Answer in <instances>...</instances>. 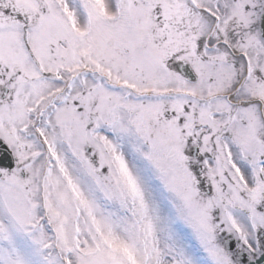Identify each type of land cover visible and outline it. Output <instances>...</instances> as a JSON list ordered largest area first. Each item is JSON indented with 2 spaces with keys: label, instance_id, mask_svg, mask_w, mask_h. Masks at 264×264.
<instances>
[{
  "label": "snow or ice",
  "instance_id": "6c2138e0",
  "mask_svg": "<svg viewBox=\"0 0 264 264\" xmlns=\"http://www.w3.org/2000/svg\"><path fill=\"white\" fill-rule=\"evenodd\" d=\"M0 264H264V0H0Z\"/></svg>",
  "mask_w": 264,
  "mask_h": 264
}]
</instances>
